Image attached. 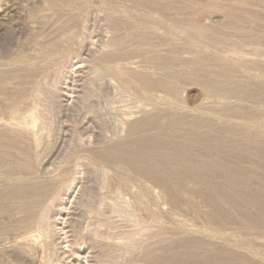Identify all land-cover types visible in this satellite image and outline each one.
Segmentation results:
<instances>
[{
	"label": "rangeland",
	"instance_id": "1",
	"mask_svg": "<svg viewBox=\"0 0 264 264\" xmlns=\"http://www.w3.org/2000/svg\"><path fill=\"white\" fill-rule=\"evenodd\" d=\"M0 17V264H264V0Z\"/></svg>",
	"mask_w": 264,
	"mask_h": 264
},
{
	"label": "bare ground",
	"instance_id": "2",
	"mask_svg": "<svg viewBox=\"0 0 264 264\" xmlns=\"http://www.w3.org/2000/svg\"><path fill=\"white\" fill-rule=\"evenodd\" d=\"M237 1H238V0H237ZM206 7H207V6H206ZM204 8H205V7H204ZM0 18H1V17H0ZM196 46H197V45H196ZM220 55H221V54H220ZM105 65H106V64H105ZM105 67H106V66H105ZM113 71H114V70H113ZM247 72H248V71H247ZM114 74H115V73H114ZM116 74H117V73H116ZM148 84H149V83H145V82H143V85H144V86H150V85H151V84H149V85H148ZM152 84H153V83H152ZM139 85H140V83H139ZM162 85H163V84H162ZM144 86H143V87H144ZM141 87H142V86H141ZM157 87H159V86H157ZM147 88H149V87H146V89H147ZM143 89H144V88H143ZM161 89H162V88H161ZM163 89H166V88H163ZM137 90H138V89H137ZM147 97H148V96H147ZM161 128H163V127H161ZM161 128H160V129H161ZM176 130H177V129H176ZM159 132H160V131H159ZM162 132H164V131H162ZM160 133H161V132H160ZM158 135H159V133H158ZM233 201H234V200H233ZM213 258H214L213 256H209V262H210V264L213 263Z\"/></svg>",
	"mask_w": 264,
	"mask_h": 264
}]
</instances>
